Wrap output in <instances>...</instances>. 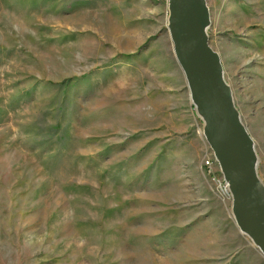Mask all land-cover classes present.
I'll use <instances>...</instances> for the list:
<instances>
[{"label": "rangeland", "instance_id": "1", "mask_svg": "<svg viewBox=\"0 0 264 264\" xmlns=\"http://www.w3.org/2000/svg\"><path fill=\"white\" fill-rule=\"evenodd\" d=\"M206 2L264 185V0ZM169 20V0H0V264H264Z\"/></svg>", "mask_w": 264, "mask_h": 264}, {"label": "water", "instance_id": "2", "mask_svg": "<svg viewBox=\"0 0 264 264\" xmlns=\"http://www.w3.org/2000/svg\"><path fill=\"white\" fill-rule=\"evenodd\" d=\"M169 10L175 57L230 189L236 224L264 253V185L258 176L259 159L224 80L220 58L209 44L207 2L169 0Z\"/></svg>", "mask_w": 264, "mask_h": 264}, {"label": "built area", "instance_id": "3", "mask_svg": "<svg viewBox=\"0 0 264 264\" xmlns=\"http://www.w3.org/2000/svg\"><path fill=\"white\" fill-rule=\"evenodd\" d=\"M212 163H213V162H212L211 159H208V160L205 162L206 166H211ZM222 188H224L225 192H226L228 195L231 193L230 190H229V188H228L227 183H225L224 186H223ZM224 190H223V191H224Z\"/></svg>", "mask_w": 264, "mask_h": 264}, {"label": "bare ground", "instance_id": "4", "mask_svg": "<svg viewBox=\"0 0 264 264\" xmlns=\"http://www.w3.org/2000/svg\"><path fill=\"white\" fill-rule=\"evenodd\" d=\"M192 99V98H191ZM193 101V100H192ZM229 188V187H228ZM230 190V189H229ZM242 232V231H241ZM243 233V232H242ZM243 234H245V233H243ZM245 235H247V234H245ZM248 236V235H247ZM249 237V236H248ZM250 238V237H249ZM251 239V238H250ZM252 240V239H251ZM253 241V240H252ZM254 243V242H253ZM255 244V243H254ZM257 246V245H256ZM259 248V247H258ZM263 253V252H262ZM263 255H264V253H263Z\"/></svg>", "mask_w": 264, "mask_h": 264}]
</instances>
